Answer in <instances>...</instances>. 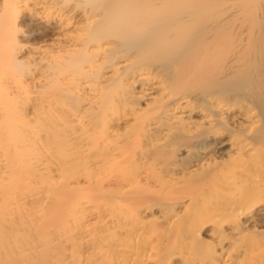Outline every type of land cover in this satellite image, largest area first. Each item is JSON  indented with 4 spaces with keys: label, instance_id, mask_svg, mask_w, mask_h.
Segmentation results:
<instances>
[{
    "label": "bare ground",
    "instance_id": "bare-ground-1",
    "mask_svg": "<svg viewBox=\"0 0 264 264\" xmlns=\"http://www.w3.org/2000/svg\"><path fill=\"white\" fill-rule=\"evenodd\" d=\"M0 264H264V0H0Z\"/></svg>",
    "mask_w": 264,
    "mask_h": 264
},
{
    "label": "rangeland",
    "instance_id": "rangeland-1",
    "mask_svg": "<svg viewBox=\"0 0 264 264\" xmlns=\"http://www.w3.org/2000/svg\"><path fill=\"white\" fill-rule=\"evenodd\" d=\"M26 29H28V27H26V26L23 25V30H26ZM40 35H41V34H40Z\"/></svg>",
    "mask_w": 264,
    "mask_h": 264
}]
</instances>
